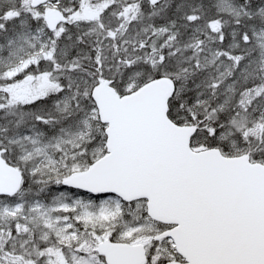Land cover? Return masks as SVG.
Masks as SVG:
<instances>
[{"label":"snow or ice","instance_id":"6c2138e0","mask_svg":"<svg viewBox=\"0 0 264 264\" xmlns=\"http://www.w3.org/2000/svg\"><path fill=\"white\" fill-rule=\"evenodd\" d=\"M0 264H264V0H0Z\"/></svg>","mask_w":264,"mask_h":264}]
</instances>
